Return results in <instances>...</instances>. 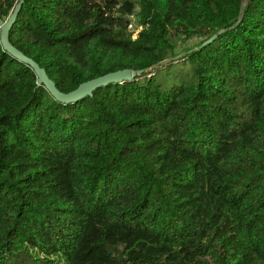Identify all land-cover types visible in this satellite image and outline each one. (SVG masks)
Wrapping results in <instances>:
<instances>
[{"label":"trees","instance_id":"1","mask_svg":"<svg viewBox=\"0 0 264 264\" xmlns=\"http://www.w3.org/2000/svg\"><path fill=\"white\" fill-rule=\"evenodd\" d=\"M10 40L63 92L144 72L63 103L0 39V264H264V0H25Z\"/></svg>","mask_w":264,"mask_h":264},{"label":"water","instance_id":"2","mask_svg":"<svg viewBox=\"0 0 264 264\" xmlns=\"http://www.w3.org/2000/svg\"><path fill=\"white\" fill-rule=\"evenodd\" d=\"M25 0H20L15 8L12 10L7 18L0 17V39L3 48L8 51L13 57L17 58L21 62L29 65L36 73L38 80V85H44L48 91L57 100L63 103L77 102L86 96L92 95L94 90L99 87L105 86L112 83H123L125 81H131L136 78L138 74L144 72V70H134L132 68L120 69L113 72H108L104 75L98 76L96 78L89 79L79 84V86L70 92L61 91L53 79H51L45 68L41 67L38 62L33 58L27 56L24 52L15 47L10 40V31L15 24L21 7ZM221 30L220 32H222ZM217 37L214 34L211 38L204 42V45L212 42Z\"/></svg>","mask_w":264,"mask_h":264},{"label":"rangeland","instance_id":"3","mask_svg":"<svg viewBox=\"0 0 264 264\" xmlns=\"http://www.w3.org/2000/svg\"><path fill=\"white\" fill-rule=\"evenodd\" d=\"M137 28L138 31H140V26H137ZM138 31H136L135 33H138ZM197 41H200V39H179L177 51L181 52L180 56L185 54L186 48L195 46ZM192 76L193 72L188 71V69L183 67L182 64H175L172 68L161 70L157 76V79L164 89H170L173 85L189 77L192 78Z\"/></svg>","mask_w":264,"mask_h":264},{"label":"built area","instance_id":"4","mask_svg":"<svg viewBox=\"0 0 264 264\" xmlns=\"http://www.w3.org/2000/svg\"><path fill=\"white\" fill-rule=\"evenodd\" d=\"M129 18H130V22L128 25L129 30L132 32V35H134L133 38H136L138 36V33H139L138 28H137V26H139V25L136 22V14L135 13L131 14L129 16ZM141 29H142V27L140 26V30ZM136 31H138V33H135Z\"/></svg>","mask_w":264,"mask_h":264}]
</instances>
